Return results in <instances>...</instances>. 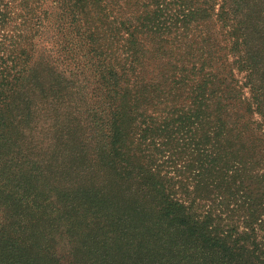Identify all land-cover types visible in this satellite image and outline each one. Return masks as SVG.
<instances>
[{
	"label": "trees",
	"instance_id": "16d2710c",
	"mask_svg": "<svg viewBox=\"0 0 264 264\" xmlns=\"http://www.w3.org/2000/svg\"><path fill=\"white\" fill-rule=\"evenodd\" d=\"M250 5L0 0V228L17 205L37 214L43 179L97 194L112 172L186 264H264V23L251 31Z\"/></svg>",
	"mask_w": 264,
	"mask_h": 264
},
{
	"label": "rangeland",
	"instance_id": "374dc122",
	"mask_svg": "<svg viewBox=\"0 0 264 264\" xmlns=\"http://www.w3.org/2000/svg\"><path fill=\"white\" fill-rule=\"evenodd\" d=\"M250 2L254 6L244 13L256 12L252 31L264 23L259 15L264 0H244L245 5ZM42 181L32 197L43 204L37 214L36 208L17 205L9 212L11 221L0 228V264H186L193 254L161 245L160 237L131 210L133 187L112 172L107 187L97 194L73 191L66 180Z\"/></svg>",
	"mask_w": 264,
	"mask_h": 264
}]
</instances>
